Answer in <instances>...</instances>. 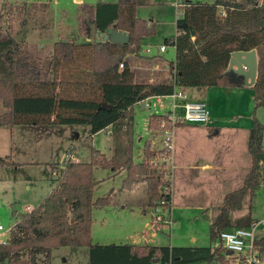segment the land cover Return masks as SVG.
Listing matches in <instances>:
<instances>
[{
	"label": "trees",
	"instance_id": "16d2710c",
	"mask_svg": "<svg viewBox=\"0 0 264 264\" xmlns=\"http://www.w3.org/2000/svg\"><path fill=\"white\" fill-rule=\"evenodd\" d=\"M145 3H82L79 21L83 34L90 37L94 22L100 31L116 27L128 32L130 42L59 40L45 63L40 55L25 49L22 35L28 21L25 14L34 8H47V3L8 7L9 19L15 9L23 15L20 34L14 35L12 23L5 27L0 19V126L12 129L16 125L82 124L90 126L92 134L111 127L112 139L110 157L92 148L90 161L74 160L69 152L61 169L51 165L56 187L40 204L17 218L7 243H0V263L37 264L39 259L49 263L53 249L61 246H88V264H231L235 259L222 242H216L222 230L249 226L255 220L250 209L237 219L231 213L242 209L246 198L252 199L263 180L264 126L256 118L247 140L251 166L242 187L225 195L219 213L211 220L210 238L214 244L93 241V209L113 200L111 195L94 199L98 184L95 165L126 171L122 184L126 190L146 183L151 208L171 207V192L163 190L172 186L168 172L154 174L151 165V160L162 156L165 149L155 148L147 140L138 159L135 154L134 111L140 101L170 95L178 89L242 87V76L227 72L232 53L255 49L257 76L250 88L254 108L264 107V4L257 0L186 2L177 21L178 33L165 39L166 44L176 48L174 80L141 84L135 81L125 57L139 52L144 37L156 34V25L137 14L138 6ZM164 120L170 127L167 113L152 115L150 127L162 133ZM12 164L19 162L10 155L0 157V165ZM255 244L264 252V236L255 237Z\"/></svg>",
	"mask_w": 264,
	"mask_h": 264
},
{
	"label": "rangeland",
	"instance_id": "374dc122",
	"mask_svg": "<svg viewBox=\"0 0 264 264\" xmlns=\"http://www.w3.org/2000/svg\"><path fill=\"white\" fill-rule=\"evenodd\" d=\"M118 0H0L1 23H12L13 34L17 35L23 29L22 17L16 9L12 20L9 19L8 7L11 4H31L37 2L47 3V8H34L32 12L25 15L28 19L23 33V44L25 49L36 55H40L43 63L46 56H52L53 44L59 40H70L85 38L87 35L80 30L79 21L80 5L96 4L98 2H116ZM187 1H212V0H150L145 5L138 7L139 17L147 19L148 24H156V35L150 39L156 46L165 45L168 51L165 53L169 59L175 48L165 43V39L175 36L177 20L182 17L183 6L179 4ZM264 4V0H257ZM8 19V20H7ZM9 21V22H7ZM44 45V48L42 45ZM143 45L144 53L147 54ZM53 50V51H52ZM45 61V62H44ZM251 89L250 86L246 87ZM252 90V89H251ZM169 98V97H168ZM210 108H226L232 114L240 111L242 116H248L240 120L239 125H251L256 118L264 126V107L253 106V100L247 104L245 97L226 94L208 98ZM234 99V100H233ZM168 100V99H167ZM170 100V99H169ZM146 113H155L158 110L155 101L152 100V108L145 103L141 106ZM235 107L236 109H233ZM3 107L0 103V112ZM173 128L174 148L172 154L177 150V142L181 137L188 139L197 135V145L201 146L202 128L207 129L206 124H189L184 121H177ZM181 123V124H179ZM16 135L10 133V127L0 126V157L10 155L19 164L0 165V223L6 227L14 224L19 214L29 211L28 206L34 208L56 187L57 180L50 175L51 165L56 164L62 168L64 161L70 156L78 161H90L92 148L101 150L107 156L112 155V139L108 132L100 131L93 137L91 127L82 124H60L51 125H17ZM227 131V130H225ZM224 131V132H225ZM232 133V131H227ZM229 133V134H230ZM209 134V133H207ZM210 135V134H209ZM204 133L205 142H212V148L230 146L231 149L241 153L243 162H250L247 145L244 138L237 141L233 136L223 133L219 138L212 139ZM160 136L156 137V146L161 145ZM228 146V147H229ZM264 149V132L262 136ZM12 147L15 148L14 152ZM141 147V146H140ZM212 148L208 144L201 149L211 154ZM138 146L135 147L137 159L141 153ZM207 157L205 153H202ZM152 171L155 174L167 170V177L172 181V187H163L164 191L175 192L176 199L171 208H151L148 204L147 184L139 183L134 190L123 188V180L126 171L115 172L113 169L104 168L100 165L94 167V179L98 182L94 193V199L99 197L112 196V203L103 207H94L92 238L94 242L113 243L115 242H141L158 245L184 244V245H209L214 244L210 238L211 220L219 213L223 204V195L237 188L242 187L243 178L240 175L237 181L227 182L225 189L217 187L215 183H205L203 180L210 179V174L204 177L184 179L179 182L175 190V174L173 173L172 156L164 159L158 156L151 160ZM166 168V169H165ZM263 180L255 190L252 199L246 198L242 209L231 213L233 219L246 215L251 210V215L256 220H264V165H262ZM230 172V171H229ZM228 172V173H229ZM200 180V181H199ZM240 181V182H239ZM209 186V187H208ZM154 228V229H153ZM158 229V235L153 232ZM264 235V225L255 229L254 236ZM219 240L216 242L218 243ZM232 255H236L233 253ZM88 246H61L54 248L49 263L39 259L37 264H88ZM6 264V263H0ZM231 264H239V258L231 260Z\"/></svg>",
	"mask_w": 264,
	"mask_h": 264
},
{
	"label": "crops",
	"instance_id": "0c3cea01",
	"mask_svg": "<svg viewBox=\"0 0 264 264\" xmlns=\"http://www.w3.org/2000/svg\"><path fill=\"white\" fill-rule=\"evenodd\" d=\"M76 1H82V0H76ZM145 1H146L145 4H147L149 3L150 0H145ZM185 4L186 3L184 2L183 4H179V5L184 7ZM177 33H178V30H176V34ZM154 36L144 37L141 41L142 47L139 49V52L129 54L125 57V60L128 62L129 66L135 73V81L137 83H141V84L159 83L163 81L174 80V74H175L174 62L176 58V48L174 47L175 50L173 54H171L170 59L167 56H165V53L168 51L167 47L165 51L160 50V46H162V44L160 46H156V50L154 51L152 48L155 47L154 46L155 43L150 42V39H152ZM80 37L76 38L77 42L79 43L91 41L90 37H85V38H80ZM57 41L54 42L53 49ZM144 43L145 45H147L145 46L147 48L146 49L147 54L144 53L145 51L143 47ZM41 45L44 48V45L43 44ZM149 48L152 49L151 52H148ZM246 87L248 86H245V85L242 87L215 86V87H209V88H187L185 89V92L189 95L191 99L205 101L208 104V107L211 112V117L207 125L208 130H206V128H202V131H204L203 135L198 134V135H201L202 139L204 140L202 145L206 147L209 144L210 149L212 148L211 141L205 142L206 139L204 138V133L206 135L210 134L209 136L212 139L219 138L223 133H227L230 136L232 135L233 138H235V140L237 141L240 139V137L241 139L244 138V142H246L245 144L247 145L248 135H249L250 128L252 127V124L251 125H239V122L243 118L247 119L248 116L243 117L241 112L236 111V110L234 111V113L228 115L227 113L230 112L228 108H226L225 111L223 109L219 110L214 106L210 108L209 99H208L213 96L219 97V96H223L226 94L227 95L232 94L234 95V99L238 96L245 97L247 104H249L253 97V93L251 89H248ZM169 99L170 98H168V96H161L160 98L161 101L159 102V99L156 96L148 97L146 100L151 103V107L149 108H152V100H154L155 105H157L158 110L155 111V113H152V112L146 113V111L143 110L144 108H142L141 105H136L135 111H134V133H135L134 136H135V144L138 146V150L140 149L141 151L143 150L144 144L147 140H150L152 142L153 147H155L157 136H160L161 137L160 141H162V134L159 131L152 129L150 127V122H151L152 115L170 113L173 103L171 99L170 100ZM233 109H236V108L233 107ZM181 112H182L181 109L178 108L177 115H180ZM16 126L13 127L12 129L10 128V133H12L13 136L16 135V132L18 129ZM225 130L232 131V133L227 132ZM103 131L108 132L111 136V127H108L107 129ZM95 134H92L91 137H93ZM197 139H198L197 135L194 136L193 139L191 137H189L188 139L181 137L179 141L177 142V150H176L175 155H174V152L173 154H171L172 161H173V173L176 175L175 176V182H176L175 190H176V187H178L179 182H181L183 178L193 179L194 177H201V176L204 177L205 175H208V174H210L211 178L207 180H203V181H205V183L208 182V185L215 183V185L219 187L220 189L221 188L223 189L226 183L231 181L229 180L231 175H233V178L235 177V175L237 177L241 175L243 178L242 180H244L245 175L250 169L251 159L249 163H247L246 160L243 162L242 157L240 159V155H241L240 152L235 151L234 149H231V145L230 146L228 145L229 147L224 146V145L220 146V143L217 144L216 148H212L211 154H207L206 151L201 149L202 145L201 146L197 145V142H196ZM155 148H161V145ZM12 150L14 152L15 148L12 147ZM202 153H205L207 157H204ZM237 177L236 179L234 178L232 182L237 181ZM224 190L225 189H223V191ZM226 194L227 193H225L223 196L225 197ZM171 197H172V200H171V206H172V203L176 199L175 192L174 194L171 193ZM224 197H223V200H224ZM27 208L33 209L30 206H28ZM19 216H21V213L19 214ZM157 230L158 229H156L153 232L154 236L158 235ZM128 242L142 244L141 242H135V241H132V242L128 241ZM115 243H118V242H115ZM120 243H125V242H120ZM148 244H153V243H148ZM171 245H175V244H171Z\"/></svg>",
	"mask_w": 264,
	"mask_h": 264
},
{
	"label": "built area",
	"instance_id": "2783aa9c",
	"mask_svg": "<svg viewBox=\"0 0 264 264\" xmlns=\"http://www.w3.org/2000/svg\"><path fill=\"white\" fill-rule=\"evenodd\" d=\"M224 14V11L222 12ZM152 49H148L151 52ZM161 51L166 50V46H160ZM121 68L124 67L122 63ZM172 101V109L168 113L171 120V126L167 125V121L162 123V147L165 149L163 153L164 159H169L174 148L173 128L177 121H184L192 124H206L209 122L211 112L208 104L203 100H193L189 95L181 89L175 90L172 94L166 95ZM161 101V96H156ZM147 99V98H146ZM142 100L138 105L151 107V103ZM181 109V114L177 115V109ZM78 161V160H77ZM31 210V208H28ZM15 224V223H14ZM14 224L6 227L0 223V243H7L10 238ZM259 225H264V220H253L249 226H235L221 231L219 242H222L227 249H231L239 258V264H264V252L255 244V229ZM218 242V243H219ZM217 243V244H218Z\"/></svg>",
	"mask_w": 264,
	"mask_h": 264
},
{
	"label": "water",
	"instance_id": "95a60500",
	"mask_svg": "<svg viewBox=\"0 0 264 264\" xmlns=\"http://www.w3.org/2000/svg\"><path fill=\"white\" fill-rule=\"evenodd\" d=\"M24 33V30H23ZM24 35H22L23 37ZM90 38L100 41H111L113 43L128 44L131 35L116 27H111L105 31H100L96 24L91 23ZM233 71L242 76L245 86H252L257 76V56L255 49L249 51H235L232 53L227 72ZM228 254H233L231 249H227Z\"/></svg>",
	"mask_w": 264,
	"mask_h": 264
}]
</instances>
